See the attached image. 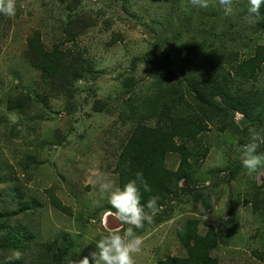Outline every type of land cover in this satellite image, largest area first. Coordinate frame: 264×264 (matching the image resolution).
I'll return each mask as SVG.
<instances>
[{
    "label": "rangeland",
    "instance_id": "obj_1",
    "mask_svg": "<svg viewBox=\"0 0 264 264\" xmlns=\"http://www.w3.org/2000/svg\"><path fill=\"white\" fill-rule=\"evenodd\" d=\"M210 5L219 12L216 20L210 17L218 38L205 51L197 7L189 0H15L14 16L0 14V211L11 212L6 224L17 232L22 253L9 261L15 250L0 251V264H79L86 256L92 264L96 241L127 230L99 181L118 188L115 162L133 130L143 126L160 134L167 118L185 115L194 89L207 91L203 81L225 72L232 77L248 47L264 44V31L254 27L260 17L248 13V0H233L229 15L217 0ZM64 26L75 44L63 40ZM237 34L240 39L229 42ZM31 40L43 52L58 45L68 67L78 66L70 50L80 52L93 63V74L71 85L51 80L37 68ZM229 43L230 54L220 46ZM213 47L218 51L210 54ZM261 66L253 86L264 97V61ZM242 116H233L239 129L247 126L242 133L211 126L193 141L174 135L176 144L200 150L188 159L190 177L164 196L152 223L134 229L144 239L135 264L185 257L176 228L187 219L197 222L199 235L224 225L226 244L209 251L216 264H264L252 254L264 253V168L249 175L242 166L254 129L250 121L239 126ZM257 153L264 154V143ZM179 161L177 152H168L164 166L175 171Z\"/></svg>",
    "mask_w": 264,
    "mask_h": 264
},
{
    "label": "trees",
    "instance_id": "obj_2",
    "mask_svg": "<svg viewBox=\"0 0 264 264\" xmlns=\"http://www.w3.org/2000/svg\"><path fill=\"white\" fill-rule=\"evenodd\" d=\"M195 13L196 31L202 32L200 45L205 51V48L212 46L208 43H211L214 37L218 38L215 31L216 26L210 17L216 20L219 12L214 8L212 11V5H210L207 9L197 7ZM263 15L264 5L261 6L260 18L254 26L262 32L264 31ZM67 29L68 27L64 26L59 30L61 36L63 35V40H71V43L75 44L74 35L67 33ZM207 30L208 32L204 35ZM224 33L220 32L219 34ZM240 37L237 34L234 38L228 40L230 42L231 40L240 39ZM36 42L35 40L30 42L35 64L37 68L45 71V74L51 80H56L59 77L62 83L65 82L67 85H71L75 81L93 74V63L91 61L87 63V59H81L80 52L74 49L70 50L73 55L71 58L74 64L78 66L76 68L68 67L63 63L66 53L58 45L54 44L49 52H43ZM220 46L224 47L228 54L233 50L230 43L228 46ZM214 50L218 51L213 47L210 54H213ZM247 50V58L236 63V71L232 77L225 72L222 78L213 76L203 81L207 91L205 92L202 87L194 89L193 102L191 100V105L186 108L185 115L177 113L174 118H167L160 134L154 136L151 129L143 128V126L133 130L115 162L114 170L118 177V188L122 189L130 180L136 179L138 172L142 173L143 179L147 182L151 191L145 192L143 187L140 188L141 204L146 205L151 197L156 196L159 197L157 200L158 207L166 194L177 190L179 180L190 177L191 168L188 159L194 158L200 150V147L197 151L176 144L173 139L174 135L193 141L198 132L208 130L211 126L218 131L227 130L231 133H242L244 130L246 131L247 126L239 129L233 117L235 112L245 116L246 119L250 120V125L254 126L256 131L264 134V97L258 94L253 86V81H256L258 73L263 72L261 65L264 61V44L255 43V46H249ZM210 54L208 56L204 54L209 64L212 63L209 60ZM220 70H224V68ZM248 81H250L249 84ZM158 86L160 87V85ZM71 95L70 92L67 96ZM100 106L103 109V106ZM193 106H195L194 109H192ZM98 108L100 107L98 106ZM154 108H157L156 104L153 106V111L141 115L143 120L151 117L155 112ZM136 144L139 146L136 147ZM168 152H177L180 156L175 171L168 170L164 166V157ZM206 153L207 149L203 148L200 155L204 157ZM199 192L201 191L199 190ZM201 195L202 193H200ZM48 196L54 206L62 208L52 193H48ZM193 197L203 207L208 206L197 195H193ZM252 209H258L255 202L252 203ZM145 210L148 209L145 208ZM10 214L9 211H0V251L20 249L21 240L18 238L17 232L10 231L9 226L6 224L7 217ZM196 223L194 219H187L184 224L176 228V236L179 243L185 248L186 256L183 258L167 257L159 261L158 264H216V260L209 255V251L219 244H226L227 233L223 229L224 225L217 226V228L209 227L203 235H199L196 230ZM28 238L29 235L26 236L25 240L28 241ZM252 254L259 260H264V253L261 251H253Z\"/></svg>",
    "mask_w": 264,
    "mask_h": 264
},
{
    "label": "clouds",
    "instance_id": "obj_3",
    "mask_svg": "<svg viewBox=\"0 0 264 264\" xmlns=\"http://www.w3.org/2000/svg\"><path fill=\"white\" fill-rule=\"evenodd\" d=\"M189 2L194 7L207 9L212 0H189ZM217 3L223 6L226 15L231 14L233 0H217ZM262 5H264V0H248V13L259 16ZM15 11V0H0V14L14 16ZM261 143H264V134L251 129V142L243 146L241 157L242 166L249 175L264 168V154L257 153ZM141 187L145 192L151 191L143 179V174L139 172L136 174V179L130 180L122 189L113 190L112 183L106 179L99 181L100 190L109 193L108 203L115 210L114 216L129 227L123 234L112 232L96 241V251L90 253L92 264H135L134 256L142 251L144 239L136 235L134 229L143 228L145 222L152 223L159 199L153 196L146 205H142ZM145 208L148 211H145ZM21 257L22 253L15 250L8 259L9 261L20 260ZM79 264H90L89 257L81 259Z\"/></svg>",
    "mask_w": 264,
    "mask_h": 264
},
{
    "label": "water",
    "instance_id": "obj_4",
    "mask_svg": "<svg viewBox=\"0 0 264 264\" xmlns=\"http://www.w3.org/2000/svg\"><path fill=\"white\" fill-rule=\"evenodd\" d=\"M242 121L239 123V126H242L244 123L249 122L250 120L246 119L245 116H242Z\"/></svg>",
    "mask_w": 264,
    "mask_h": 264
}]
</instances>
